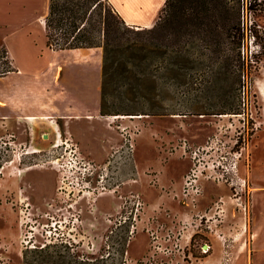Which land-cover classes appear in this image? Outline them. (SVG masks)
I'll list each match as a JSON object with an SVG mask.
<instances>
[{
    "label": "rangeland",
    "instance_id": "374dc122",
    "mask_svg": "<svg viewBox=\"0 0 264 264\" xmlns=\"http://www.w3.org/2000/svg\"><path fill=\"white\" fill-rule=\"evenodd\" d=\"M248 1L242 0L246 8L242 19L248 26L256 20L258 40L263 43L264 11L250 17ZM257 2L264 6V0ZM126 25L134 31L129 33L132 36L145 28ZM174 28L168 35L166 63L160 55L163 33L156 34L152 82L139 80L137 73L141 68L136 66L140 62L137 55L129 51L122 53L131 59L129 70L121 66L107 84L105 97L100 98V116L91 121L71 122L68 116L72 114L69 108L72 97L66 94L55 97L53 91L44 93L47 83L42 79L47 75L46 65L24 71V67H13L12 57L7 59L14 70L42 74L31 79L40 84L42 101L46 104L41 105V112L27 111L21 115L38 118L14 126L3 122L0 126V150L8 149L4 158L0 157V264H252L250 257L241 253H248L251 227L248 221L261 226V241H264V192L254 194L251 201L249 197L252 187L249 174L264 169V97L260 94L264 90V60L239 82L231 64L224 69L219 60L211 61L209 56L201 54L209 50L198 37L195 42L199 51L194 55L200 59L194 62L195 68L184 69L187 75L180 82L177 62L183 56H190L191 44H185L184 37L179 39L180 26ZM2 43L0 34V47ZM260 43L246 31L242 52L249 58L261 53L264 48ZM226 45L231 46L229 40ZM7 60L0 57V70ZM58 69L56 65L57 78ZM38 79L41 82H36ZM56 84L61 88L58 81ZM16 86L9 78H0V90L4 94L7 90L13 93ZM233 102L236 110L219 113ZM112 115L128 117L113 121ZM40 121L46 126H39ZM119 125L127 126L132 133L131 152L123 147L125 140ZM71 127L85 132L83 145L70 133ZM44 134L49 136L44 138ZM103 135L111 144L106 149H101L97 140ZM184 141L189 145L188 155L197 151L195 166L202 171L197 178L198 188H194L196 193L201 190L197 203L194 207L190 205L192 212L186 214L187 204L179 202L184 206L183 215L170 208L164 210L163 206L150 208L147 204L160 193L156 178L150 181L149 175L157 173L154 163L159 160L178 169L187 164L183 161ZM87 147L97 159L104 155V161L92 160ZM118 149L123 154L112 156ZM110 158L113 162L107 169L90 166L103 165ZM138 171L140 179L136 183L132 180L139 178ZM101 179L105 189L97 183ZM222 190L229 194L226 202L224 199L217 202L212 212L210 207L205 214L194 212L201 201L212 203L215 194ZM136 191L146 204L145 209L137 212L136 230L129 237L131 223L122 220L135 201ZM173 196L175 200L171 197L167 200L178 206V196ZM61 202L78 209L79 216L73 217L63 210L67 220H71L70 234H76L75 237L58 236L54 229L57 224L43 226V213L50 211L57 216L62 210L58 211L56 204ZM160 213L165 216H159ZM64 215L60 220L63 221ZM198 215L204 216L200 219ZM51 221L54 223L55 219ZM199 229L201 234L196 235ZM254 264H264L263 252L257 254Z\"/></svg>",
    "mask_w": 264,
    "mask_h": 264
},
{
    "label": "crops",
    "instance_id": "0c3cea01",
    "mask_svg": "<svg viewBox=\"0 0 264 264\" xmlns=\"http://www.w3.org/2000/svg\"><path fill=\"white\" fill-rule=\"evenodd\" d=\"M165 1L110 0L113 7L127 24L141 27H150L156 22ZM48 7L49 0H0V34H2L3 44L8 50L9 57L13 58V67H24V71H35L38 66L46 65L47 75L42 79L47 83L44 93L48 94L53 91V93H56L55 97H61L63 94L72 97V105L69 107L72 114L68 116L72 119L71 122L73 120L86 119L91 121L97 119L100 116V98L102 95V47L74 49H52L48 47L45 24ZM56 65H59L60 69H58V78L57 71L55 72ZM24 71L12 70L0 76V78H9V82L14 81L17 85L13 93L7 90V94H4L0 90V98H3V100H0V118L2 119L0 120V126H2L3 122L7 126H14L16 123L25 124L26 119L38 118V116L34 115H21L27 111L33 113L41 112V105L46 104V101H42L44 96L40 94V84L35 83L34 78L31 79L33 75L41 76L42 74L35 73L32 75ZM72 71H76V74L72 73ZM57 81L61 88L57 86ZM36 82H41V79ZM49 87L51 91L48 89ZM14 93L17 94L15 95ZM43 118H49V116H43ZM38 124L43 126L42 124L44 123L40 121ZM56 131H58L57 128ZM69 131L78 140V143L83 145L84 138H86L85 132L79 129L75 130L73 127ZM48 136V134H44V138ZM97 140L101 149L111 146L110 140L104 135L101 138H97ZM87 149L91 153V157H93L92 160L104 161V155L101 159H97L92 155L88 147ZM101 151L103 152V150ZM181 156L183 155L181 154ZM183 161H187V164L180 165V169L163 165L159 160L154 163L157 173L149 176L152 177L150 181L156 178L154 181L159 183L160 193L153 202L147 204L150 208L159 209L164 207V210L170 208L172 212H179L183 215L184 211L181 209L184 206H180V201L177 203L178 206H175L167 200L170 197L173 200V194H179L182 189L184 177L187 174V170L191 167L189 157L184 156ZM139 174L140 171H138ZM138 177L132 181L138 183L140 175ZM249 179L252 182V187L250 185L249 190L251 191L249 195L251 201V197L254 194L264 192V169L250 173ZM222 191H218L215 194L216 197L210 204H204L201 201L194 212L205 214L209 207L210 212H212L217 202L223 199L228 200L229 194L226 193V190ZM136 194L140 193L136 191ZM145 204L146 202L144 203V209ZM185 207L187 209L186 214L192 212V208L188 206V210L187 206ZM234 214L235 216L238 215L235 209ZM159 216H165V213H160ZM248 222L251 223V227L249 226L250 230L248 229L250 236L248 253L242 252L241 256H249L252 264H254V258L257 254L264 253V241H261V226L255 225L251 221Z\"/></svg>",
    "mask_w": 264,
    "mask_h": 264
},
{
    "label": "trees",
    "instance_id": "16d2710c",
    "mask_svg": "<svg viewBox=\"0 0 264 264\" xmlns=\"http://www.w3.org/2000/svg\"><path fill=\"white\" fill-rule=\"evenodd\" d=\"M186 2L188 5L184 4ZM248 2L247 12L250 17L255 18L259 11H264L261 2L257 0ZM245 9L242 0H166L156 22L151 27L135 31L136 35L132 36L129 33L134 31L127 27V23L110 0H49L48 13L45 17L47 46L52 49L102 47V95L105 97V87L121 66L126 71L129 70L131 59L123 57L126 51L131 52V55H137L140 61L136 65L141 68L137 73L139 80L142 83L152 82L156 34L158 31L163 33V48L160 55L166 63L168 35L175 26H180L179 39L182 40L184 37L185 44H191L188 50L190 56H183L177 62L180 82L187 75L184 69L195 68L194 62L200 59L194 55L199 51L195 42L198 37L205 41V48L209 50V53L201 51V54L209 56L211 61L219 60L224 69L231 64L235 80L241 82L242 77L250 75L253 68L258 69L264 60V50L250 58L242 52L246 31L260 43L258 40L260 31L256 20L251 21L248 26L242 19ZM228 40L231 43L230 47L226 45ZM260 45L264 48V41ZM182 49L180 48V51ZM0 57L5 60L10 58L3 43L0 47ZM4 64L6 66L0 70V76L14 70L11 61L7 60ZM130 71L132 72L131 69ZM240 89L241 85L238 87V90ZM224 108L219 113H228L230 112L228 110H236L237 107L233 102ZM101 109L103 111V104Z\"/></svg>",
    "mask_w": 264,
    "mask_h": 264
},
{
    "label": "built area",
    "instance_id": "2783aa9c",
    "mask_svg": "<svg viewBox=\"0 0 264 264\" xmlns=\"http://www.w3.org/2000/svg\"><path fill=\"white\" fill-rule=\"evenodd\" d=\"M128 116L126 115H112L111 118L113 121H116L118 119H123V118H126ZM119 128H121V131H122V135H123V138L125 140V144L123 147H126L125 150H129L130 152L133 151V148H134V144L132 142V133L128 130L127 126L125 125H119L118 126ZM58 136H61L60 133H58ZM58 143H56L55 145H57ZM67 145H69V143H67ZM183 151L184 153L186 154V156L188 155L187 154V150L189 148V145L187 143V141H184L183 142ZM6 150V152L8 151L7 148L4 149V151ZM4 151L3 150H0V157L4 158ZM124 151H121V149H118V150H114V152L112 153V156H114L116 153H119L117 155L121 156V153L123 154ZM191 159V162L193 163V166L190 168V170L187 172V174L185 175L184 177V182H183V187H182V194L179 195V194H174L175 197L178 196V199L180 202H183L185 204H188V205H192V207L195 206V204L197 203V199H198V196L201 195V190L199 191V193H196V191L194 190L195 186L198 188V181H197V178L199 176V173L201 172L202 174V171L199 170L197 168V166H195V161L198 159L197 158V151H192L190 153V155H188ZM112 159L110 158L106 163H104L103 165H98L97 163H93L92 165H90L93 169H96V168H100L101 166L103 167V169H107L111 163H112ZM88 164L90 162H87ZM195 166V167H194ZM59 170V169H58ZM1 172V171H0ZM60 174H61V171L59 170ZM100 176V175H98ZM58 182H60V180H58ZM101 183V187L102 189H105V184L102 183L103 182V179L98 180L97 183ZM60 188V186L58 185L57 186V190ZM133 197L135 198L134 202H133V205L130 207V210H129V213L128 211L125 212L128 213L126 215L123 216V222L124 223H131L130 225V228H129V237H133L134 233H135V230H136V226H135V223H137V217H138V214L137 212H140L141 209H143L144 207V202L142 201L140 195L136 194V195H133ZM125 205V203H124ZM201 218H203L204 215H198ZM154 234V232H152V235ZM155 237V236H154ZM204 251H207V249H204Z\"/></svg>",
    "mask_w": 264,
    "mask_h": 264
},
{
    "label": "flooded vegetation",
    "instance_id": "af4514ba",
    "mask_svg": "<svg viewBox=\"0 0 264 264\" xmlns=\"http://www.w3.org/2000/svg\"><path fill=\"white\" fill-rule=\"evenodd\" d=\"M56 206H57V210L58 211H61L62 210V212L60 214L56 213L57 216H55V215H51L50 214V211H45L43 213V215H42V217L44 218V224H43V226L44 227H50V226H54V225L57 224V226H54V229H56L58 231V232H56L58 236H60V237H75L76 234H70V231L73 230L72 227L69 228V226H68V224H69V222L71 220H69V219L67 220V216L64 215L65 212H63V210H66V212H68L69 215H71V217H73V216H75V215L78 214L76 212L78 209H75V207L72 204H67L66 205V204H62V202L56 204ZM187 206H190V205L187 204ZM69 207L71 208V210H68ZM63 215H64V219L62 221V220H60V218ZM78 216H79V214H78ZM56 217H59V219H56ZM52 219H55V222L54 223L51 221ZM64 221H65V224L62 225V222H64ZM200 230H198V232H196V235L201 234L200 233ZM45 231H47V230L45 229ZM77 231H78V229H76V232ZM45 245L46 244L42 245V247H44Z\"/></svg>",
    "mask_w": 264,
    "mask_h": 264
},
{
    "label": "bare ground",
    "instance_id": "6f19581e",
    "mask_svg": "<svg viewBox=\"0 0 264 264\" xmlns=\"http://www.w3.org/2000/svg\"><path fill=\"white\" fill-rule=\"evenodd\" d=\"M260 94L264 97V90L260 91Z\"/></svg>",
    "mask_w": 264,
    "mask_h": 264
}]
</instances>
